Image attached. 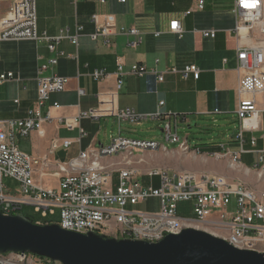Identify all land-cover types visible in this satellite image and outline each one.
<instances>
[{
  "label": "built area",
  "instance_id": "built-area-1",
  "mask_svg": "<svg viewBox=\"0 0 264 264\" xmlns=\"http://www.w3.org/2000/svg\"><path fill=\"white\" fill-rule=\"evenodd\" d=\"M1 1V0H0ZM77 4L81 0H71ZM98 5L107 0H86ZM126 2V0H118ZM237 37V68L239 84L237 90L238 106L236 114L240 127L236 136L240 144L237 151H231L221 144L222 152L214 153L217 158H228L229 165H238L241 155L249 152L244 147V133L247 131H263L264 104L260 106L259 98H264V0H233ZM193 7L187 10V16L194 11L204 9L205 0H192ZM95 32L92 40L102 38L107 46L112 37L122 34L132 37L129 45L136 48L142 42L143 31L137 26L119 27L114 15L95 12L91 16ZM82 27H77L71 34L69 30H61L51 36L38 30L37 0H12L8 12L0 19V51L5 41L33 40L46 42L56 56L40 66L42 74L50 66H55L60 57L66 55L59 49L65 39L78 46ZM171 32L183 33L181 22L175 19L170 22ZM204 37L214 38L216 30L202 31ZM159 35V33H156ZM123 57L117 58L114 89L98 94L99 104L95 108L79 112L73 117L60 118L66 128L73 130L80 126L83 119H98L113 115L119 124L128 120L139 122L146 118H159L160 112L154 114H138L132 108H119L118 91L124 84L126 74L144 75V66L135 64L127 72L124 69ZM179 73L183 79L193 76L198 79L200 69L192 64L183 70L171 69ZM112 74L104 69H96L92 77L103 81ZM13 72L0 71V85L15 79ZM164 73L158 74V82H163ZM69 78L55 74L41 75L38 78V98L36 106L28 116L21 119H2L0 117V212L4 215H15L25 205L33 206L43 218L60 210V219L56 222L61 228L77 233L96 232L117 239L128 238L144 240L151 243L161 241L167 234H177L184 228L202 223L209 232L223 238L236 248L264 253V192H256L241 181H232L224 176L203 172L173 171L153 167L142 173L132 168L135 153H139V161H143L146 152L168 148L154 140H141L113 136L107 145L92 146L80 152L77 157L65 163H58L57 173L45 171L49 167L46 160L39 159L22 151L17 144V136H28L35 130H41L44 123L52 119L48 103L52 94L63 92L67 88ZM79 94L83 90L79 89ZM164 102L161 101L160 105ZM48 107V108H47ZM53 108H60L58 102ZM47 108V109H46ZM163 131L166 140L179 142L177 133H172L170 123H166ZM81 137L85 135L80 130ZM71 140L55 139L52 148L68 147ZM252 146L256 138H251ZM179 147L187 152L190 146L187 140L180 142ZM256 154V168L260 177H264V149L251 150ZM118 175L117 183L114 175ZM54 176L59 180L57 189L43 185L39 178ZM143 177H147L145 182ZM13 179L19 184L14 192L5 183ZM150 198H158L161 203L159 212H144L135 209L140 203ZM192 201L195 219L178 216V203ZM235 202V209L229 206ZM130 206V207H128ZM41 224V223H37ZM45 224H51L47 221ZM0 264H62L48 258L31 253H0Z\"/></svg>",
  "mask_w": 264,
  "mask_h": 264
},
{
  "label": "crops",
  "instance_id": "crops-1",
  "mask_svg": "<svg viewBox=\"0 0 264 264\" xmlns=\"http://www.w3.org/2000/svg\"><path fill=\"white\" fill-rule=\"evenodd\" d=\"M11 2L12 0L0 1V19L8 12ZM192 7V0H126L124 3L107 0L104 5L86 0L77 4L71 0H37L40 33L46 32L54 36L61 30H69L74 34L77 27L82 29L78 46L67 39L63 40L59 49L66 55L60 57L55 66H50L42 74L40 66L56 56V52H52L46 42L20 40L2 43L0 71L13 72L16 76L0 85L2 119H21L28 116L29 111L36 106L38 78L41 75L55 74L69 78L66 90L52 94L48 103L52 119L45 122L41 130H35L28 136H17L19 148L46 160L49 167L45 171L53 174L59 171L58 163L67 162L92 146L109 144L112 137L119 134V128L123 137L140 139L136 135V124L150 125V128L157 125L164 132L165 124L170 123L172 133H177L179 142L168 141L177 146L168 155L182 158L183 168H189L186 163L191 164L193 161L191 167L196 173L208 172L224 176L232 181H241L256 192H264V177L258 174L255 167L256 154L251 152L264 149L263 131L244 133V147L249 152L241 155L238 165H229L228 158L216 159L207 156L222 152L221 144H225L231 151L240 148L236 139L240 122L236 114L239 71L234 1L205 0L203 10L185 16L184 13ZM95 12L114 15L119 27L137 26L143 31L142 42L133 48L129 45L132 37L122 34L114 35L110 46L102 38L92 40L90 35L95 32V25L91 16ZM175 19L181 22V36L169 29L170 22ZM209 29L216 30L214 38L203 36L202 31ZM118 57H123L127 72L135 64L144 66L147 70L144 75H125L124 84L118 91V107L132 108L138 114L160 112L162 116L146 118L137 123L124 120L119 124L115 116L107 115L98 119H83L80 126L73 130L66 128L60 118L73 117L79 112L97 107L98 94L114 89L113 74L117 71ZM192 64L200 69L198 79L192 75L183 79L179 73L171 72L173 68L183 70ZM96 69H104L112 75L103 81L95 80L92 74ZM160 73H164L163 82H158ZM79 89L83 90V94H79ZM161 101L164 102L163 105H160ZM55 102L61 107L53 108ZM259 102L263 106L262 96ZM221 118L235 124L234 132L227 133L223 141L211 139L208 143L191 147L188 136H179L180 125L190 127L195 119H213L217 122ZM261 120L264 122V113ZM81 129L85 131L82 137ZM104 131H107V136L103 134ZM165 135L163 139L167 141ZM252 137L256 138L255 146L251 144ZM55 139H69L71 144L53 149ZM141 140L159 142L158 138ZM184 140H187L191 149L188 154L179 150V144ZM144 155L149 158L157 153ZM201 161L207 162V166L195 165ZM37 180L51 188L59 187V180L51 175L43 178L37 176ZM232 207L235 209L234 201Z\"/></svg>",
  "mask_w": 264,
  "mask_h": 264
},
{
  "label": "water",
  "instance_id": "water-1",
  "mask_svg": "<svg viewBox=\"0 0 264 264\" xmlns=\"http://www.w3.org/2000/svg\"><path fill=\"white\" fill-rule=\"evenodd\" d=\"M31 253L62 264H264V253L239 249L206 230L184 228L156 243L68 231L0 212V253Z\"/></svg>",
  "mask_w": 264,
  "mask_h": 264
},
{
  "label": "rangeland",
  "instance_id": "rangeland-1",
  "mask_svg": "<svg viewBox=\"0 0 264 264\" xmlns=\"http://www.w3.org/2000/svg\"><path fill=\"white\" fill-rule=\"evenodd\" d=\"M153 128H150V125H135V131L137 132V138L140 139H151V138H158L160 143H164L168 151H164L163 149L154 151V152H146L145 154L151 153H157L156 156L149 158L144 155L143 161H139V153H135L134 158L136 159L134 164L132 165V168L138 169L140 172L144 173L148 169L153 167H160L163 169H167L169 172L173 171H188V172H195V169H192V165L194 164L193 161H191V164L189 162L186 163V165L190 166L189 168H183V160L182 158H175V157H169V151L173 150L177 146L174 144L169 143L168 141H165L163 139L164 132H162L158 126H151ZM235 130V124L228 122V120L221 118L218 119L217 122H214L213 119H195L192 121L191 126L186 125H180L179 126V136L181 138H185L188 136V141L191 147H193L195 144L201 145L204 143L210 142L211 139L214 141H223L226 139L227 133H233ZM104 135L107 136V131L103 132ZM141 135V136H139ZM179 150L182 153L188 154L190 151H183L180 147ZM208 158H217L213 154L207 155ZM225 159V158H221ZM206 165L207 162L201 161L200 163L196 162L195 165ZM192 166V167H191ZM207 166V165H206ZM147 180V179H146ZM114 181L117 183L118 181V175H114ZM145 182V180H143ZM6 185L13 190L14 192H17L19 190V184L13 180V179H6L5 180ZM130 207V206H128ZM135 209H138L140 211L144 212H159L161 210V203L160 199L158 198H150L147 201L138 204L135 206ZM232 204L229 206V211H233ZM178 216L182 218H190L195 219V213H194V203L192 201H182L178 203V210H177ZM15 214L22 215L25 218H29L32 221H41L42 223L45 221H50L51 223H56L60 219V210L57 208L55 214L43 218L40 213L36 212L35 208L30 205H25L23 208L19 209ZM197 226H192L195 228H199L202 230L210 231L207 226H205L202 223H196Z\"/></svg>",
  "mask_w": 264,
  "mask_h": 264
},
{
  "label": "trees",
  "instance_id": "trees-1",
  "mask_svg": "<svg viewBox=\"0 0 264 264\" xmlns=\"http://www.w3.org/2000/svg\"><path fill=\"white\" fill-rule=\"evenodd\" d=\"M202 151V150H201ZM203 152V151H202ZM28 220H30L31 222H33V223H36L35 221H32L31 219H29V218H27Z\"/></svg>",
  "mask_w": 264,
  "mask_h": 264
}]
</instances>
